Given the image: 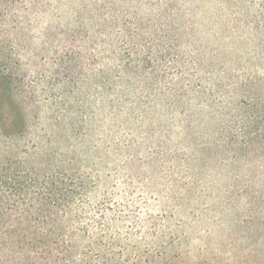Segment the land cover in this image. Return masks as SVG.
<instances>
[{"label": "trees", "instance_id": "1", "mask_svg": "<svg viewBox=\"0 0 264 264\" xmlns=\"http://www.w3.org/2000/svg\"><path fill=\"white\" fill-rule=\"evenodd\" d=\"M56 1L72 4L69 16L41 30L62 37L69 90L56 97L25 82L22 131L31 133L19 169L0 179V264H188L174 211L214 195L201 185L204 172L227 174L249 155L264 157L260 78L246 73L243 56L229 71L228 48L193 40L183 0ZM55 7L0 0V27L31 15L60 19ZM245 56L264 59V43ZM40 78L54 84L52 74ZM250 190L224 186L220 199L250 198ZM204 251L197 264H206Z\"/></svg>", "mask_w": 264, "mask_h": 264}, {"label": "rangeland", "instance_id": "2", "mask_svg": "<svg viewBox=\"0 0 264 264\" xmlns=\"http://www.w3.org/2000/svg\"><path fill=\"white\" fill-rule=\"evenodd\" d=\"M49 1L53 7L57 6L51 12L60 15V19L52 18L51 13L45 15V21L41 15H31L21 25L11 22L6 27H0L1 180L8 171L19 169V160L23 156L22 143L29 139L31 133L30 130L24 135L22 131V112L25 111L26 103L25 82L30 81L36 91H42L45 87V93L56 97L62 91L69 90L63 89L69 77L62 71L58 59L62 54V37L47 38L42 35L41 28L48 22L52 25L63 23L70 14L72 4L69 8L58 7L56 0ZM27 4L30 10H35L33 3ZM181 4L187 11V23L194 28L193 40L198 44L213 45L220 50L228 48L229 71L235 68L237 56H243V69L246 73L258 75L264 89V59L254 61L245 56L256 45L264 43V0H183ZM184 41H187L186 36ZM241 42L248 46L246 51L239 52L233 48ZM205 52L208 54L207 49ZM51 74L54 82L51 88L42 80L38 85L41 75ZM87 90L80 89L82 97ZM64 95L70 98L71 103H75L71 93L65 92ZM87 104L90 102L84 98V105ZM34 105L31 103L30 107ZM92 132L98 140V126ZM248 159L247 162L231 167L227 174L216 168L204 172L200 179L201 185L214 195L209 198L197 197L191 205L179 212L174 211L175 215L182 217L183 224L176 231L183 235L180 250L188 264H197V254L201 250H205L203 258L206 259V264H264V157L249 155ZM11 161L16 164L10 165ZM236 174L238 178H234ZM93 176L96 177L97 174L94 173ZM160 181V177L151 181L153 196L158 191L154 184L159 183L160 187ZM224 186L234 191L248 186L252 191L251 197L236 194L234 200L226 204L220 199ZM206 206L209 209L198 214ZM148 209L151 213H158L161 209L160 202L151 199ZM191 209L198 214L197 217L190 214Z\"/></svg>", "mask_w": 264, "mask_h": 264}]
</instances>
